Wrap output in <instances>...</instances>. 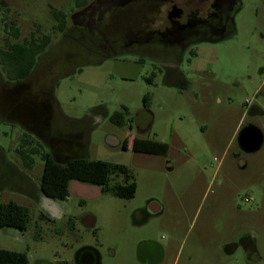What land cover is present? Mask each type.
<instances>
[{"label": "rangeland", "instance_id": "374dc122", "mask_svg": "<svg viewBox=\"0 0 264 264\" xmlns=\"http://www.w3.org/2000/svg\"><path fill=\"white\" fill-rule=\"evenodd\" d=\"M84 9L74 0H0V45L11 23L21 40L36 30L53 36L52 11L72 24ZM53 45L48 51L57 46L67 60L52 88L56 109L97 123L83 157L128 166L135 190L129 198L102 190L50 203L38 191L42 160L30 154L32 166H23L16 151L29 148L20 143L14 114L4 115L0 201L25 206L28 222L22 231L0 228V247L26 252L29 264L72 260L83 245L98 251L100 264H141L136 246L152 239L163 247L160 264H264V140L252 153L236 143L246 123L264 136V0H241L234 35L198 40L170 78L151 76L129 48L80 54L70 68L79 46L63 37ZM123 107L125 118L150 122L146 136L168 143L165 155L131 150L134 131L109 118ZM151 199L160 211L145 215L140 209ZM86 214L95 219L91 227L80 220Z\"/></svg>", "mask_w": 264, "mask_h": 264}, {"label": "flooded vegetation", "instance_id": "af4514ba", "mask_svg": "<svg viewBox=\"0 0 264 264\" xmlns=\"http://www.w3.org/2000/svg\"><path fill=\"white\" fill-rule=\"evenodd\" d=\"M96 5L103 6L83 17L89 8ZM240 6L241 0H87L85 5L77 7L85 9L72 24L67 21L60 30L55 24L53 36L36 30L28 39L23 37L21 40L16 25L10 24L7 28L9 37H3L0 45V119L9 113L14 114L15 124L20 127V143L29 149L33 146L47 148L54 159L62 163L73 158H84L90 130L97 123L79 122L56 109L52 88L58 69L67 60L62 59L57 46L49 52L50 45L63 37L79 46V52L75 54L73 61H68L67 66L70 68L80 64V54L96 55L116 47L129 48L138 63L149 67L151 76L163 73L170 78L178 74V63L198 40L214 41L219 37L223 39L234 35L235 16ZM12 29L17 30L16 33L11 32ZM33 36L37 42L48 36L46 47L36 54L28 71L15 69L9 76L1 62V51L12 50L15 45L24 43ZM10 38L12 40L9 41ZM50 102H53L55 110ZM35 105L38 108L33 111ZM128 113L127 110L126 116ZM125 119L124 122L114 123L118 126L126 125L134 131L129 138L131 150L135 140H156L146 136L150 122H142L137 115ZM247 124L249 123L245 125ZM21 150L23 148L16 151L20 159ZM239 150L242 151L240 148ZM21 162L25 167L22 159ZM18 172L23 176V173ZM75 181L76 179L69 181V193L80 197ZM82 183L90 186L87 197L102 191L96 184ZM95 186L101 190L99 193H96ZM38 191L46 200H53L39 188ZM80 199L83 200L84 197ZM140 210L145 215H154L160 211V207L151 199ZM77 259L78 263L73 258L52 264H86L83 261L87 259H92L88 264H93V251L80 253ZM249 264L256 263L251 261Z\"/></svg>", "mask_w": 264, "mask_h": 264}, {"label": "trees", "instance_id": "16d2710c", "mask_svg": "<svg viewBox=\"0 0 264 264\" xmlns=\"http://www.w3.org/2000/svg\"><path fill=\"white\" fill-rule=\"evenodd\" d=\"M86 2L87 0H74L76 7L85 5ZM52 15L56 20V28L62 29L66 24V16L58 11H52ZM16 31L15 29L11 30L15 33ZM48 40L49 37L46 36L37 42L33 36L30 40L15 45L12 50H2L1 62L5 70L8 71V75L11 76V72L15 69L28 71L34 63L36 54L46 47ZM8 46L9 43L7 42V48H9ZM126 112L127 108L123 107L121 111L113 112L109 118L115 123L124 122ZM132 149L144 153L165 155L168 150V143L149 139L135 140ZM29 152L21 150V159L25 167L30 168L33 163L30 154L39 155L43 162L39 188L42 193L51 198L65 199L70 194L68 183L71 179L96 184L102 190L110 191L118 196L126 198L133 196L135 183L132 180V172L124 164L86 158H73L62 163L55 160L50 151H40L36 146L29 149ZM112 178L115 179L111 183ZM27 222L28 209L25 206L13 200L0 201V228L12 226L22 231L26 229ZM0 264H29V260L26 252L0 247Z\"/></svg>", "mask_w": 264, "mask_h": 264}, {"label": "water", "instance_id": "95a60500", "mask_svg": "<svg viewBox=\"0 0 264 264\" xmlns=\"http://www.w3.org/2000/svg\"><path fill=\"white\" fill-rule=\"evenodd\" d=\"M103 5H96L91 8H89L83 17H87L90 12H93L94 10H99ZM264 136L260 128H258L256 125L249 123L245 126H243L237 133L236 141L238 147L245 153H252L257 151L263 143ZM75 185L79 189V196L80 197H87V193L89 191L90 186L86 183H82L81 181L77 180L75 181ZM96 193H99L101 190L98 188V186H95ZM70 192V189H69ZM82 223L85 226H93L95 219L91 214H86L81 219ZM93 251V264H99L100 263V256L98 251L89 245H83L79 247L75 253H74V262L78 263V255L82 252H90ZM92 253V252H91ZM87 255V254H86ZM136 259L141 264H160L163 259V247L162 245L155 240L147 239L140 241L136 246ZM91 256V254H89ZM92 259H87L86 261H83L84 263L88 264ZM33 264H52L51 261H48L46 259H37L34 261Z\"/></svg>", "mask_w": 264, "mask_h": 264}, {"label": "crops", "instance_id": "0c3cea01", "mask_svg": "<svg viewBox=\"0 0 264 264\" xmlns=\"http://www.w3.org/2000/svg\"><path fill=\"white\" fill-rule=\"evenodd\" d=\"M40 189V188H39ZM96 189V188H95ZM97 190V189H96ZM41 191V190H40ZM40 195H41V193H39ZM42 196V195H41ZM50 203H53V200L51 201V199L50 200H48Z\"/></svg>", "mask_w": 264, "mask_h": 264}]
</instances>
